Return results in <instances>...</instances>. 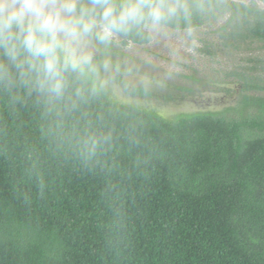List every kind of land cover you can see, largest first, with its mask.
<instances>
[{"label":"trees","instance_id":"16d2710c","mask_svg":"<svg viewBox=\"0 0 264 264\" xmlns=\"http://www.w3.org/2000/svg\"><path fill=\"white\" fill-rule=\"evenodd\" d=\"M206 4L192 30L230 14L224 47L257 46L222 75L242 86L235 107L168 120L108 94L67 117L77 130L91 122L112 132L111 149L86 165L34 98L0 97V264H264V9ZM151 41L120 40L108 56Z\"/></svg>","mask_w":264,"mask_h":264},{"label":"clouds","instance_id":"9594fccd","mask_svg":"<svg viewBox=\"0 0 264 264\" xmlns=\"http://www.w3.org/2000/svg\"><path fill=\"white\" fill-rule=\"evenodd\" d=\"M207 7L206 0H0V97L11 105L34 98L62 146L92 164L111 149V130L91 122L77 130L67 117L113 89L147 94L151 85L147 76L122 79L109 50L167 27L191 31ZM113 211L118 223L122 213Z\"/></svg>","mask_w":264,"mask_h":264},{"label":"rangeland","instance_id":"374dc122","mask_svg":"<svg viewBox=\"0 0 264 264\" xmlns=\"http://www.w3.org/2000/svg\"><path fill=\"white\" fill-rule=\"evenodd\" d=\"M231 1L242 4L257 2L259 7L264 9V2L261 0ZM229 17L230 14L218 16L215 20L207 21L203 27L191 31L164 28L153 34L152 41L147 46L135 44L125 48L117 46L120 52L112 55L110 53V58L114 64L120 65V77L129 81H138L140 77L147 76L151 81L148 92L152 95H141L136 93L137 90L134 94L127 95L116 88L109 92L110 96L118 103L150 108L166 119L173 118L176 113L185 108L207 105L209 108L223 110L228 105H232L230 108L239 105L242 100V89L237 91L235 87L239 83L224 79L222 75L243 65V60L252 57L249 54L258 55V52L256 45H253L251 50L244 48L245 46L241 44V49L224 47L221 29ZM115 44H118V41ZM205 49H211L215 57L205 54L203 52ZM129 70L130 74H128ZM183 84L203 85V87L183 97L176 96L169 100L161 97L171 88ZM220 92L226 94L220 103H208L207 96ZM188 98L190 100L187 102ZM182 99L183 102L179 101ZM195 99L196 104L192 102Z\"/></svg>","mask_w":264,"mask_h":264},{"label":"water","instance_id":"95a60500","mask_svg":"<svg viewBox=\"0 0 264 264\" xmlns=\"http://www.w3.org/2000/svg\"><path fill=\"white\" fill-rule=\"evenodd\" d=\"M237 89V91L241 90L242 89V86L241 84H236L235 86ZM206 94V93H205ZM208 94V93H207ZM206 94V95H207ZM211 94V93H210ZM215 95H209L207 96L209 98V102H212V103H220V100L222 99V97H225L226 94H224V92H220V93H214ZM187 98V97H185ZM197 99V98H196ZM195 100H192V102H195V104L197 103V101ZM190 99L188 98L186 101L188 102ZM181 102H183V99L182 100H179ZM120 104H123V103H120ZM131 105V104H129ZM232 106V105H230ZM230 106L228 105V107L230 108ZM228 107H226V109H228ZM235 107V106H233ZM232 108V107H231ZM226 109H223V110H217L215 108H209L207 105H204V106H197V107H192V108H185L183 109V111L179 112V113H176V115L178 114H195V113H219V112H223L224 110ZM182 110V109H181ZM185 110V111H184ZM175 115V116H176ZM174 116V117H175ZM173 117V118H174ZM171 118V119H173ZM166 119V118H165ZM171 119H168V120H171Z\"/></svg>","mask_w":264,"mask_h":264},{"label":"flooded vegetation","instance_id":"af4514ba","mask_svg":"<svg viewBox=\"0 0 264 264\" xmlns=\"http://www.w3.org/2000/svg\"><path fill=\"white\" fill-rule=\"evenodd\" d=\"M173 30V29H172ZM175 31H177V30H175Z\"/></svg>","mask_w":264,"mask_h":264}]
</instances>
